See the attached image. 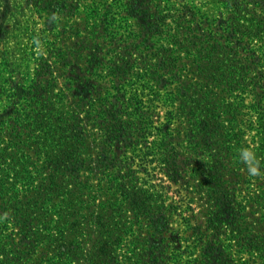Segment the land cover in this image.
<instances>
[{
  "label": "rangeland",
  "instance_id": "rangeland-1",
  "mask_svg": "<svg viewBox=\"0 0 264 264\" xmlns=\"http://www.w3.org/2000/svg\"><path fill=\"white\" fill-rule=\"evenodd\" d=\"M94 1L0 0V264H264V0Z\"/></svg>",
  "mask_w": 264,
  "mask_h": 264
},
{
  "label": "trees",
  "instance_id": "trees-1",
  "mask_svg": "<svg viewBox=\"0 0 264 264\" xmlns=\"http://www.w3.org/2000/svg\"><path fill=\"white\" fill-rule=\"evenodd\" d=\"M94 5L96 7L95 10V16L94 18H96V20L98 19V15H100V13L102 11H106L107 15L108 12L113 15H117L120 16L121 10V4H120V0H95L94 1ZM100 7H102V9H99ZM114 7L117 8V12H114ZM110 16V15H109ZM144 22V29L146 34L150 35V38L152 37V28H158L161 27V21L160 20H156L155 24L153 25L152 23L148 22L147 18L144 17L141 19ZM147 29V30H146ZM151 30V31H150ZM182 38H184V36H181ZM179 43V42H178ZM178 45V44H177ZM178 46L182 47V44L180 43ZM91 60H88L87 62L92 63L94 61V57L95 56H90ZM160 63L162 64L163 62L160 61ZM161 67H163V65H161ZM83 68V67H82ZM68 83H69V90H78L79 88L75 87V82H72L73 79H70V76L67 78ZM78 83V81H77ZM253 83H251L252 85ZM184 83H181V86H183ZM184 89V88H183ZM253 90L255 91V93H257V91L261 90L264 93V82L262 81H256L253 84ZM62 113L60 114V119L57 120V123L59 124L58 129L61 130V139H62V147L59 150L60 152V156L62 157L61 163H65V164H69L70 162H80L78 157L79 154L77 152V150L80 148V146L83 144L84 142V138L82 137V130L79 129L80 124L82 123V120L80 119L79 123H77L76 119H77V114H75V111H71L68 110L66 107L64 110L61 111ZM263 116L260 118V120H262ZM73 131L77 132L78 137V145L77 143H72L70 141L71 139V134ZM77 142V140H76ZM78 154V156H77ZM36 233L33 232V235H36Z\"/></svg>",
  "mask_w": 264,
  "mask_h": 264
},
{
  "label": "clouds",
  "instance_id": "clouds-1",
  "mask_svg": "<svg viewBox=\"0 0 264 264\" xmlns=\"http://www.w3.org/2000/svg\"><path fill=\"white\" fill-rule=\"evenodd\" d=\"M249 155H250V154L246 151V152H245V157L248 158ZM249 171H250L251 174L255 175V174H257L258 169H257V167H255V166H249Z\"/></svg>",
  "mask_w": 264,
  "mask_h": 264
}]
</instances>
